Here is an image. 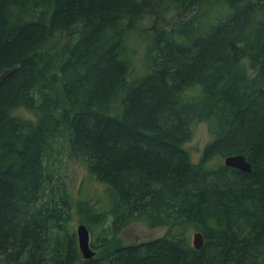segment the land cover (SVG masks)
Masks as SVG:
<instances>
[{
	"label": "trees",
	"instance_id": "trees-1",
	"mask_svg": "<svg viewBox=\"0 0 264 264\" xmlns=\"http://www.w3.org/2000/svg\"><path fill=\"white\" fill-rule=\"evenodd\" d=\"M13 67L0 264H264V0H0V72ZM200 123L211 140L195 160L184 144ZM61 142L102 187L69 189L51 162ZM134 222L166 231L120 243Z\"/></svg>",
	"mask_w": 264,
	"mask_h": 264
},
{
	"label": "rangeland",
	"instance_id": "rangeland-1",
	"mask_svg": "<svg viewBox=\"0 0 264 264\" xmlns=\"http://www.w3.org/2000/svg\"><path fill=\"white\" fill-rule=\"evenodd\" d=\"M177 17L176 15L174 18ZM170 20L173 21V19ZM144 28L152 27V23L150 21H146L143 26ZM147 31V30H146ZM69 36H63L62 41H66ZM131 46H134V43H131ZM143 44L137 49L138 53L135 56L136 62H139L140 54L142 52ZM134 58V59H135ZM138 67V66H136ZM138 71V68H137ZM136 71V73H137ZM141 74V73H140ZM211 140V136L208 132L207 125L205 123L198 124L192 133V136L189 141L184 144V147L189 151V154L193 159H198L204 146ZM55 151L52 152L53 157H51L52 165L56 167L58 173L64 172L65 177L68 175V184L69 189L74 193L78 194L81 192V196L88 193L87 183L90 190L93 192L100 188L101 184L96 181L90 180L86 166L84 163L80 161H75L70 159L67 154V146L64 143H56ZM90 184V185H89ZM86 186V187H85ZM85 187V190L83 191ZM102 187V186H101ZM83 191V192H82ZM78 198V197H77ZM94 200L95 198L92 197ZM78 224L77 219H74L70 222V226H72L73 231ZM107 224L104 225V227ZM166 231V228L163 226L151 227L149 228L142 222H134L126 227H124L121 232L118 234V239L120 243L124 245L139 243L143 241H149L155 238L162 236ZM101 229L97 228L96 233H100ZM91 242V237H90Z\"/></svg>",
	"mask_w": 264,
	"mask_h": 264
},
{
	"label": "water",
	"instance_id": "water-1",
	"mask_svg": "<svg viewBox=\"0 0 264 264\" xmlns=\"http://www.w3.org/2000/svg\"><path fill=\"white\" fill-rule=\"evenodd\" d=\"M15 68H7L0 72V85L3 81L14 72ZM224 165L230 168L240 170L242 172H250V164L242 155H235L225 158ZM77 244L79 247L80 255L83 259H90L95 255L90 247V234L88 228L83 223H79L76 227ZM192 245L196 250H200L203 245V238L200 233L195 232L192 234Z\"/></svg>",
	"mask_w": 264,
	"mask_h": 264
},
{
	"label": "clouds",
	"instance_id": "clouds-1",
	"mask_svg": "<svg viewBox=\"0 0 264 264\" xmlns=\"http://www.w3.org/2000/svg\"><path fill=\"white\" fill-rule=\"evenodd\" d=\"M14 114L24 115L27 118H32L30 113H27L24 109H18Z\"/></svg>",
	"mask_w": 264,
	"mask_h": 264
},
{
	"label": "bare ground",
	"instance_id": "bare-ground-1",
	"mask_svg": "<svg viewBox=\"0 0 264 264\" xmlns=\"http://www.w3.org/2000/svg\"><path fill=\"white\" fill-rule=\"evenodd\" d=\"M138 36V35H137ZM144 38V37H143ZM142 38V39H143ZM138 39H139V37H138ZM141 40V39H140ZM132 71H134V70H132ZM135 71H137V70H135ZM231 156H235V155H231ZM243 156V155H242ZM228 157H230V156H228ZM227 158V157H226ZM225 160V159H224ZM223 163H224V161H223ZM101 195H102V193H101ZM100 196V195H99ZM95 198V197H94ZM98 198V197H97ZM101 199V198H100ZM84 200V199H83ZM79 249V248H78Z\"/></svg>",
	"mask_w": 264,
	"mask_h": 264
}]
</instances>
